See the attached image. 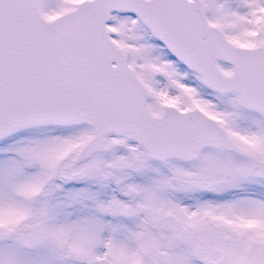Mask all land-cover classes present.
Returning a JSON list of instances; mask_svg holds the SVG:
<instances>
[{
  "label": "snow or ice",
  "instance_id": "snow-or-ice-1",
  "mask_svg": "<svg viewBox=\"0 0 264 264\" xmlns=\"http://www.w3.org/2000/svg\"><path fill=\"white\" fill-rule=\"evenodd\" d=\"M0 264H264V0H0Z\"/></svg>",
  "mask_w": 264,
  "mask_h": 264
}]
</instances>
